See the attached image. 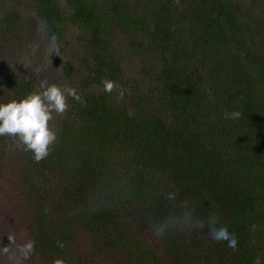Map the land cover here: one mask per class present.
Here are the masks:
<instances>
[{
    "label": "trees",
    "instance_id": "obj_1",
    "mask_svg": "<svg viewBox=\"0 0 264 264\" xmlns=\"http://www.w3.org/2000/svg\"><path fill=\"white\" fill-rule=\"evenodd\" d=\"M11 2L0 1V38L19 35L23 17ZM29 3L49 37L78 32L88 72L73 86L84 103L68 97L46 159L35 162L14 140L40 253L63 259L81 231L89 253L66 264H90L105 251L139 264H264V0ZM116 40L154 51L156 64L133 85ZM69 69L66 61L64 76ZM105 77L127 84L123 100L117 89L103 91ZM0 88L9 92L0 102L36 90L9 76ZM225 110L242 116L225 119ZM9 138L0 137L1 154ZM187 209L194 219L214 213L237 246L212 242L207 227L153 234L149 217Z\"/></svg>",
    "mask_w": 264,
    "mask_h": 264
},
{
    "label": "rangeland",
    "instance_id": "obj_2",
    "mask_svg": "<svg viewBox=\"0 0 264 264\" xmlns=\"http://www.w3.org/2000/svg\"><path fill=\"white\" fill-rule=\"evenodd\" d=\"M1 1V0H0ZM10 2L11 0H2ZM30 0H12L13 6L20 8L23 17L19 26L18 37L4 36L0 38V81L6 76L14 79H28L33 82L36 90L40 81L46 79L50 83H56L61 88L73 87L88 72L84 63L86 55L82 45L77 39L78 32L70 28L63 40L58 41L59 55H54L50 50L48 41L37 33L40 21L34 14ZM121 39V38H120ZM116 48L122 54L125 66V78L130 85L136 82L140 75L149 73V67L154 62L153 50L150 48L134 52L121 40H116ZM153 51V52H152ZM70 64L69 76H64L62 68L65 62ZM155 67V66H153ZM140 73V74H139ZM147 79L148 77H144ZM144 79V80H145ZM127 84L117 85V90L126 88ZM100 85L92 86V91H99ZM129 89H126L128 91ZM9 92L0 88V99L5 101ZM53 119L49 122L50 128H55L57 119L61 115L53 112ZM6 141L3 153H0V264H52L42 255L34 245L35 251L26 260L11 259L19 257V251L15 245L9 244L8 236L15 237L17 243L32 239L31 225L36 215L37 208L33 201H27L24 196L27 189L22 181L21 162L18 158V150L14 139ZM90 237L81 231L68 243L63 259L66 263L72 258L80 259L89 253ZM9 247V252L4 254L3 247ZM83 264H85L83 262ZM90 264H139L130 260L126 255L105 251L97 257H93Z\"/></svg>",
    "mask_w": 264,
    "mask_h": 264
},
{
    "label": "clouds",
    "instance_id": "obj_3",
    "mask_svg": "<svg viewBox=\"0 0 264 264\" xmlns=\"http://www.w3.org/2000/svg\"><path fill=\"white\" fill-rule=\"evenodd\" d=\"M37 33L42 35L49 43L50 50L54 55H59L58 37L55 34L48 36V25L41 22L37 27ZM103 91L111 94L117 89L115 81L102 78ZM126 90L120 88L118 97L123 100ZM68 97H72L79 103H84L83 98L74 87L61 88L56 83H50L42 79L37 90L31 91L19 99H10L7 102H0V137L9 136L14 138L17 148L24 152H31L32 159L39 163L46 159L57 140L55 129L50 128L49 122L53 119V112L63 115L68 111ZM240 111L228 112L225 110V119H239ZM172 199V197H168ZM195 209L184 210L179 216L169 215L160 221H153L149 217L150 229L157 237H163L167 231L176 228L208 229V236L212 242H227L229 248L237 246V238L230 233L226 225L220 224L218 217L213 213L207 219H194ZM9 244H13L19 251V257H10L17 261L29 258L35 251V242L27 239L17 243L14 236H8ZM58 247H64L63 243L57 241ZM4 254L9 252V247L2 249ZM52 264H66L62 258H54ZM254 264H260L257 258Z\"/></svg>",
    "mask_w": 264,
    "mask_h": 264
}]
</instances>
